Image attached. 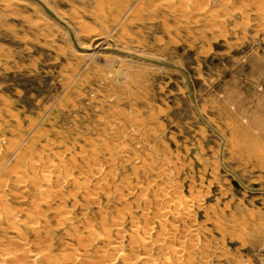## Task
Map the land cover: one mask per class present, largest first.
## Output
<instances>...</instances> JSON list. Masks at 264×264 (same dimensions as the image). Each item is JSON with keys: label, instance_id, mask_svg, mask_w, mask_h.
<instances>
[{"label": "rangeland", "instance_id": "1", "mask_svg": "<svg viewBox=\"0 0 264 264\" xmlns=\"http://www.w3.org/2000/svg\"><path fill=\"white\" fill-rule=\"evenodd\" d=\"M0 124L2 154L33 129L79 180L105 185L88 195L70 182L62 199L2 174L4 264H101L104 229H125L129 253L144 201L152 216L176 191L197 215L179 229L196 228L211 263L264 264V0H0Z\"/></svg>", "mask_w": 264, "mask_h": 264}, {"label": "bare ground", "instance_id": "2", "mask_svg": "<svg viewBox=\"0 0 264 264\" xmlns=\"http://www.w3.org/2000/svg\"><path fill=\"white\" fill-rule=\"evenodd\" d=\"M206 7H207V5H206ZM172 10H173V8H172ZM242 24H243V22H242ZM102 48L104 50H108V49H111L112 47L109 46V45H107V46L102 47ZM119 50H121V49H117V51H119ZM123 52H126V55H128L127 53H131L130 51H125V50H123ZM139 56H141V55H139ZM99 58L100 57H98V61H99ZM102 60L103 59H101V61ZM145 60H151V59H145ZM154 61H156V60H154ZM161 63H167V62H161ZM168 64H171V63H168ZM161 65L180 69L179 67H177V66H175L173 64H171L173 66L166 65V64H161ZM181 71H182L183 74L185 73L184 76L186 78L187 85L189 83L188 86H190V88H189L190 96H191L192 100H194L193 99L194 97L192 96V87H191L190 80H189V77L187 75V72L185 70H183V69H181ZM187 78H188V81H187ZM13 131H14V129H13ZM3 137H4V135L0 131V147L3 146V141H4ZM38 142H39L38 135L35 132H33V129H27V130L24 131V133L19 138H16V140H10L7 143V145L5 146L6 147L5 152L3 154L1 153L2 150H0V189L2 191H4L6 189V186H7L6 184L3 183L4 182V178H2V176H1L2 174H9V175L13 176V179H14V181L16 183L22 184L24 186V188H26V187L27 188H31V191H33V189H34V191H37L38 193H43L42 195H44V194L49 195V194H51L53 192L59 193V196L62 199L64 197L63 190H64V188H66L65 186H67V184H69L70 182L73 185V188H71V189H74L73 191H75V190H77V191H85V193L88 194V195H90L92 193L94 194L95 192L97 193V192H99L100 189H104L105 188L104 187L105 185L102 186L99 182L97 183L98 184L97 185V184H94L93 182H92L93 183L92 184L91 181H89V179L79 180V178L76 176L78 173L74 175L72 173V171L69 172V170H67L68 169L67 167H69L71 165H67L66 166V164H68V162L66 164L64 163L65 160H63V157H62V155L64 153L63 154L61 152L60 153H57V152L56 153H54V152L52 153V146L51 145H48V144L46 145L44 143L45 145L43 144V146H38ZM94 155H96V154H94ZM55 156H57L59 158V162H57L55 160L56 158L54 159ZM96 158H99V157H96ZM96 158H95V160H97ZM72 160H73V157H72ZM74 162H76V161L74 160ZM69 164H70V162H69ZM93 165L94 166H91L90 171L92 172L93 175H96L97 174V175L100 176L101 175V172H102L101 167L98 166V163L97 162L94 163ZM65 167L67 169H65ZM64 169H65V171H64ZM70 169H72V168H70ZM66 170H67V172H66ZM81 172H80V174L82 175L83 172L82 173ZM102 179L103 178H101V180ZM105 180H106V178H104V181ZM106 183H108V182H106ZM69 190H70V188H69ZM102 191H105V190H102ZM141 191H144V190L142 189ZM174 192H175V190H173V193ZM0 194H2V193H0ZM75 194H77V193H75ZM97 194H99V193H97ZM97 194H95V195L97 196ZM142 194H143V192L141 193V195ZM54 195H58V194H53V196ZM65 195L67 196L68 194L65 193ZM178 195H180L178 193V191H176L173 196L172 195L170 196L169 193L167 195L164 194V193L161 194V195H159V200L158 201L160 203V208H158V210L160 209L161 211L159 213L155 214V215H152V216H148V213L149 212H147L148 209H150L151 202H148L146 200L144 201V202H146L144 204H145V209L147 211H146V213H144V211L142 213L143 214V217H144V224H143V226H141L138 222H135L134 225H133L134 227L133 228H129L130 230L133 229V230H131V233L129 234L130 235L129 236V238H130L129 244L131 245V247H130V251L131 252H129V253H127V251L124 252V250H123L124 249L123 248L124 247L123 246V238L125 237V229L124 228H123L124 230L119 229L118 230V233H116L117 236H115V237L114 236H111V234H110L111 231L109 232L108 230L104 229L105 230L104 235H105L106 238H108L109 241H108L107 245L104 246V248H102V249L100 248V253L99 252L98 253L100 255L102 254V256H104V258L105 257L107 258L108 253H110L109 250L111 249V251H113L111 253V255L115 253V256L112 257L111 259H106L105 258L103 261H101V264H118L119 257H121L123 255L125 257H127L126 260L127 259L129 260V262L127 261L128 262L127 264H214L213 262L211 263V261L209 260L207 248L203 246L204 244H202V242L200 240V234L196 230V228L195 229H189V230H180L179 229V224H181V222H184V221H187V220L188 221H193L194 220L195 222H197L196 221L197 215L191 209V206H190V204H191L190 201L191 200L188 201L186 199L177 198ZM190 195H192V193H190ZM4 196H5V194H4ZM4 196L0 197V203L3 204V207L5 205ZM47 197H50V196H47ZM55 197H58V196H55ZM55 197H50V199L51 200L53 198L55 199ZM179 197H181V196H179ZM86 198L88 199V197H86ZM96 198H99V197L97 196ZM121 198H122V196H121ZM95 199L93 198L94 201H95ZM137 199H138V196H137ZM39 200L42 201L43 199L42 200L41 199H37V202L35 201L33 203V208L35 210H37V215L38 216L44 217L47 214L45 215V213L43 211H47V210L46 209L45 210H42V208L40 207V204L38 203ZM191 202L193 203V200ZM125 203H127V202L125 201ZM129 203H130V201H129ZM60 204L61 203H59V205ZM82 204L84 205V203H82ZM156 204H157V202H156ZM9 205H10L9 203L6 204V208L5 209H7V207H10L11 206V205L10 206ZM59 205H58V207L56 209L57 212H58L59 217L62 216V215L64 216L66 212H67V214L69 213V211H68L69 209L67 211H65L62 208V206L65 205L64 203L61 204L62 206L61 205L59 206ZM157 206H158V204H157ZM66 207H64V208H66ZM123 207H124V205H123ZM49 208L52 209L53 206L52 207H49ZM124 208H126V207H124ZM136 208H138V207H136ZM3 209H2V211H4ZM103 209H104V207H103ZM103 209H101L100 211L102 212ZM11 211L12 210H10V212ZM119 211H120V209H119ZM7 213H5V214H7ZM9 213L7 215H9ZM105 213H107V211H105ZM105 213H103V215ZM0 214H2V212ZM15 214H16V212L14 213V217L16 216ZM120 214H118V216H119L118 218H117V216L115 217L117 219L113 218V219H115L114 222H116L115 223L116 225H113V227L114 226H117V225L119 226V225H122L123 224V222H124L123 219H125V218L121 217ZM11 215L13 216V214H11ZM14 217H12V218L15 219ZM16 217H18V216H16ZM31 217L32 216H30V219H31ZM33 219H31V221L29 220L32 223V224L30 223L31 225H34L35 224V223L33 224V222H32ZM69 219H67V220H69ZM131 219H132V216H131ZM17 220H19V218ZM45 220H47V219L45 218ZM100 220H105V219H101L100 218ZM137 220L138 219H136V221ZM22 221L25 222L26 220L24 221V219H23ZM59 221L60 222H58V223H61V222L63 223V221H61L60 219H59ZM88 221H89V219H88ZM107 221H108V219L106 220V222ZM0 223H2L1 222V219H0ZM86 223H88V226H90L89 225L90 224L89 222L86 221ZM12 224L10 226L11 227H14L15 225L13 226ZM101 224H103V223H101ZM59 225H61V224H59ZM193 225H196V224H193ZM18 226H20V225H18ZM40 226H41V224H40ZM168 226H171V230L166 229ZM6 227H7V225H6ZM104 227L107 228V229H109L108 228V224H104ZM120 228H122V226ZM141 228H142V230H141ZM0 229L2 230V229H6V228L3 227L0 224ZM34 229H36V228H34ZM34 229H33V231H35ZM154 230L155 231H158L157 235H155V236H153ZM95 232L99 233L98 230L94 231V234H92L91 235V238H90L91 241L96 240V238H97L96 236H100V235H98ZM21 233H22V231L20 232V235L19 236H21ZM92 233H93V230H92ZM103 236L101 234V238ZM25 237H26V234H25ZM25 237L23 236V238H25ZM85 237H87V236L85 235ZM1 238H3V237H1ZM24 240L26 241V239H24ZM50 240H51V237H50ZM0 241H1V239H0ZM42 241H43V239H42ZM91 241H89V239H88L86 243L88 244L90 242L91 245H92V242ZM21 242L23 243L24 241H21ZM6 243H8V241H6ZM90 243H89V246H90ZM84 247L86 248V246H84ZM90 247H92V246H90ZM101 247H103V246H101ZM106 247H108V248L106 249ZM154 250L156 252V253L154 252L156 254V257L153 256L154 254H152V252ZM33 252H35V251H33ZM125 253H127V254L125 255ZM5 254H7L8 257H9V254L8 253H5ZM13 254H15V252ZM25 255H26V253H24L23 256H25ZM46 255H48V254H46ZM17 256H19V255H17ZM68 256H70V255H68ZM4 257H6V256L4 255ZM12 257L13 256L11 254L10 259L9 258H7V259L10 261ZM18 258L19 257H17V259H16L15 258V255H14V257L12 258L14 260H12V261H15V259H16V262H18L19 261ZM51 258H53V257H50V259ZM65 259L66 258H64V260ZM22 260H26V259H22ZM75 260H76V258H75ZM62 261H63V259H62ZM3 262H5V260L0 257V264H2ZM6 262H7V260H6ZM124 262H123V264H126V261H124ZM232 262H231V264H233ZM215 264H221V263H215Z\"/></svg>", "mask_w": 264, "mask_h": 264}, {"label": "water", "instance_id": "3", "mask_svg": "<svg viewBox=\"0 0 264 264\" xmlns=\"http://www.w3.org/2000/svg\"><path fill=\"white\" fill-rule=\"evenodd\" d=\"M114 51H116L117 53H120V54L126 55L125 52L117 51V50H114ZM151 61H154V60H151ZM154 62H157V63H160V64L171 65V64H168V63H161V62H158V61H154ZM171 66H173V65H171ZM184 74H185V73H184ZM187 81H188V78H187ZM188 85H189V83H188ZM189 88H190V86H189Z\"/></svg>", "mask_w": 264, "mask_h": 264}]
</instances>
